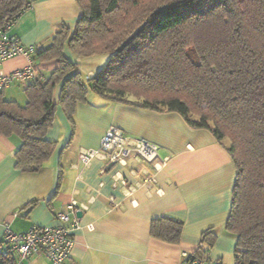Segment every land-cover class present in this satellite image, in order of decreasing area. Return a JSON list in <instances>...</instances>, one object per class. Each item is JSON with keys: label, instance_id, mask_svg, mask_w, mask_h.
I'll return each instance as SVG.
<instances>
[{"label": "trees", "instance_id": "trees-1", "mask_svg": "<svg viewBox=\"0 0 264 264\" xmlns=\"http://www.w3.org/2000/svg\"><path fill=\"white\" fill-rule=\"evenodd\" d=\"M35 0H0V28L13 24ZM83 13L64 26L52 43L33 55L57 58L61 66L28 84L27 102L7 99L0 89V134L22 139L16 166L38 171L55 142L46 138L58 102L75 125L79 101L90 90L113 101L157 111H175L195 128H205L228 150L236 175L226 230L236 237V264H264V0H78ZM124 2L134 9L126 21L113 13ZM128 12V9L125 10ZM86 24L83 26V24ZM108 53L104 68L82 79L67 59ZM183 221H152L156 238L177 242ZM217 238L207 230L208 247L188 257L200 260ZM0 264H15L11 251Z\"/></svg>", "mask_w": 264, "mask_h": 264}, {"label": "crops", "instance_id": "crops-1", "mask_svg": "<svg viewBox=\"0 0 264 264\" xmlns=\"http://www.w3.org/2000/svg\"><path fill=\"white\" fill-rule=\"evenodd\" d=\"M82 13L78 0H35L9 34L41 50L64 26L74 27ZM64 55L77 65L84 81L100 72L111 57L108 53L79 56L68 46ZM28 63L25 55H18L5 60L0 69L10 73ZM35 66L48 78L61 62L37 56ZM27 86L14 82L3 88L4 96L24 105ZM60 92L57 84L56 115L46 133L56 145L38 171L16 166L22 143L18 134H0V237L6 226L22 232L34 224L55 225L57 213L74 200L81 211L79 225L73 229L75 246L63 264H236V237L226 230L236 165L211 131L190 126L178 112L113 101L92 90L86 101L77 103L73 126L58 102ZM111 126L158 144L157 162L131 156L126 164L108 165L102 154L89 163L82 160L81 152L99 148ZM166 155H171L170 160L161 162ZM165 216L183 221L179 241L152 235V221ZM207 230H214L217 238L203 255V263L188 261L208 247L202 242ZM15 264L54 263L35 255Z\"/></svg>", "mask_w": 264, "mask_h": 264}, {"label": "built area", "instance_id": "built-area-1", "mask_svg": "<svg viewBox=\"0 0 264 264\" xmlns=\"http://www.w3.org/2000/svg\"><path fill=\"white\" fill-rule=\"evenodd\" d=\"M11 26L6 23L0 28V65L5 60L18 55H25L29 63L10 73H5L0 69V89L14 82L29 84L35 79H45L44 74L39 73L35 66L33 55L37 48L33 45H25L18 37L10 35ZM97 154H102L108 165L126 164L131 156L139 161L154 162L159 158V146L150 140L133 137L120 127L111 126L102 137L99 148L84 150L80 157L89 163L91 158ZM170 158L171 155H166L161 162L166 163ZM78 211V204L73 200L67 205L66 210L57 213L55 225L34 224L22 232L6 226L4 234L0 237V245L7 248L3 251L4 255L8 256V252L11 251L16 262L35 255H43L54 264H63L70 257L75 246L73 229L79 225ZM191 262L203 263L200 260Z\"/></svg>", "mask_w": 264, "mask_h": 264}, {"label": "rangeland", "instance_id": "rangeland-1", "mask_svg": "<svg viewBox=\"0 0 264 264\" xmlns=\"http://www.w3.org/2000/svg\"><path fill=\"white\" fill-rule=\"evenodd\" d=\"M128 9V12H126L125 10ZM134 9L130 8L128 6V4L122 2L121 3V7L119 10H117L115 13H113V17L118 20V21H126L131 15V12ZM86 24L84 23L83 26H85Z\"/></svg>", "mask_w": 264, "mask_h": 264}, {"label": "water", "instance_id": "water-1", "mask_svg": "<svg viewBox=\"0 0 264 264\" xmlns=\"http://www.w3.org/2000/svg\"><path fill=\"white\" fill-rule=\"evenodd\" d=\"M81 211H78L77 214L80 215Z\"/></svg>", "mask_w": 264, "mask_h": 264}]
</instances>
